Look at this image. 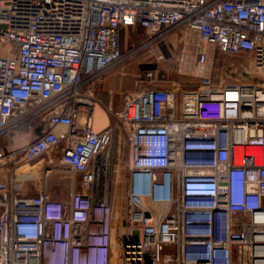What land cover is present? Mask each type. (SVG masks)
Here are the masks:
<instances>
[{
	"label": "built area",
	"instance_id": "built-area-1",
	"mask_svg": "<svg viewBox=\"0 0 264 264\" xmlns=\"http://www.w3.org/2000/svg\"><path fill=\"white\" fill-rule=\"evenodd\" d=\"M136 27L146 44L178 31L181 52L156 63L197 82L132 92L115 116L130 149L120 263L264 264V0H0V137L48 125L0 147V264L112 263L115 128L92 130L83 88L127 57L121 32ZM214 50L248 55L259 82H219ZM53 152L64 201L44 187Z\"/></svg>",
	"mask_w": 264,
	"mask_h": 264
},
{
	"label": "rangeland",
	"instance_id": "rangeland-1",
	"mask_svg": "<svg viewBox=\"0 0 264 264\" xmlns=\"http://www.w3.org/2000/svg\"><path fill=\"white\" fill-rule=\"evenodd\" d=\"M127 61L124 64L127 67V71L131 70V66L137 68L139 71H145V76L153 70L157 72L161 71L162 76L158 77L155 82L153 80H147L146 84H150L149 86H153L155 83L164 80L172 79L173 81H180L184 78H191L177 75L178 66L174 65L172 61L161 62L159 65L156 63V56L165 53L164 49L166 46L170 45L175 49V54H179L181 52L180 45L178 39L167 40L164 38L163 40H158L155 43H147V35L146 30L141 27L132 28V31L127 35ZM163 51V52H162ZM4 52H0L2 56ZM213 56L210 62V66L212 69V73L216 76L222 84H235V83H246L250 82L251 77H253L254 81L259 82V76L254 67H248L250 63H252L251 58L248 55H229L222 54L217 50L213 51ZM149 64H148V63ZM147 64V65H146ZM172 64V67L169 65ZM124 66V67H125ZM164 70H168L164 72ZM175 70V71H174ZM146 79V78H145ZM193 79V78H191ZM179 104V102H178ZM95 126L96 124L102 123V118H99L96 113L92 114ZM93 126V124H92ZM2 148H5L2 146ZM62 148V147H61ZM60 151V150H59ZM61 152L49 154L47 156V160L49 162V167L53 170L51 177L49 178L48 189L51 188L53 191L62 196V198L68 197V183L71 181V175H68V172L63 170V166L60 164V156ZM51 155V156H50ZM51 159V160H50ZM45 158V163H46ZM42 159L36 161V165L41 163ZM6 167H0V172H6ZM123 170V169H122ZM120 172V170L114 174V190H113V206H114V214H115V230L113 231V256L111 264H121V246H122V221L126 211L127 198L129 192V173L125 168L124 171Z\"/></svg>",
	"mask_w": 264,
	"mask_h": 264
},
{
	"label": "crops",
	"instance_id": "crops-1",
	"mask_svg": "<svg viewBox=\"0 0 264 264\" xmlns=\"http://www.w3.org/2000/svg\"><path fill=\"white\" fill-rule=\"evenodd\" d=\"M130 31H132V28L124 29L121 32L120 41H121L122 50L124 51L125 54L129 53L126 51L128 50L127 48L128 42L126 37L130 33ZM178 38H179V32L175 31L170 36H168L167 40L169 39L177 40ZM164 52H165L164 54L169 56L167 49H164ZM126 61H127V57L124 58L120 63L116 64L115 66L109 68L108 70L100 74L97 77V79H95V81H93L90 85L84 86L83 88L87 92V95L92 97V101L94 102V113H96L99 118H102V123L96 124V126L93 120L92 130L95 132H101L111 125L114 126L115 128V136L112 145V163H113V168L117 172L119 170L121 172L122 169H123L122 171H124L125 168L128 170L130 149L127 140L128 134L124 130L122 124L116 119L115 116L122 111L125 104V98L128 94L139 91L141 89H145L147 87H151L149 86L151 83L146 84L149 78L145 76L146 75L145 71H139L137 68L135 69V67L133 66L130 67L131 70L127 71L126 70L127 67L124 65ZM161 71L157 72L156 70H153L149 73H153L154 78L158 79L159 76L160 77L162 76ZM167 71L164 70V72ZM180 76H184V75H180ZM196 82L197 80H195L194 78L193 79L184 78L183 80L180 81H173L172 79L169 80L167 79L164 80L163 82L159 81L155 83L152 87L160 90L176 91L177 94H179L180 87L192 88L196 84ZM78 125L83 128L84 126L83 115L79 116ZM47 129H48V125L46 123L40 124L38 120L35 122L34 127L30 130L26 126L21 127L19 128V130L10 133L11 136L7 143L8 145L5 146V148L11 151L24 149L32 140L38 137L43 130H47ZM46 160H47V156H46ZM47 167H49L48 160H47ZM51 171L53 173V170ZM64 171L67 172L66 170ZM68 175L70 174L68 173ZM5 177H6L5 172L1 171L0 179ZM50 177L51 175H49V177H47L44 182L45 189L50 193L53 199L62 200V201L67 200L70 195V182L68 183L69 185L68 197L64 199L62 198V196L56 194L53 191V189L51 188L48 189V186H50L48 182ZM36 193L37 191L32 190L30 191L29 196L36 195Z\"/></svg>",
	"mask_w": 264,
	"mask_h": 264
},
{
	"label": "trees",
	"instance_id": "trees-1",
	"mask_svg": "<svg viewBox=\"0 0 264 264\" xmlns=\"http://www.w3.org/2000/svg\"><path fill=\"white\" fill-rule=\"evenodd\" d=\"M10 136H11L10 134H6V135H3L0 137V147H2V146L5 147L8 145L7 143L10 139Z\"/></svg>",
	"mask_w": 264,
	"mask_h": 264
}]
</instances>
